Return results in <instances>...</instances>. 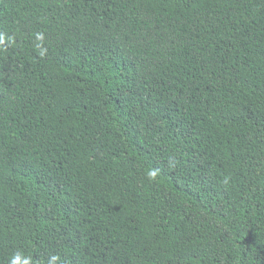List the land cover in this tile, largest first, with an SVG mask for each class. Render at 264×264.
<instances>
[{
	"label": "trees",
	"instance_id": "trees-1",
	"mask_svg": "<svg viewBox=\"0 0 264 264\" xmlns=\"http://www.w3.org/2000/svg\"><path fill=\"white\" fill-rule=\"evenodd\" d=\"M264 264V0H0V264Z\"/></svg>",
	"mask_w": 264,
	"mask_h": 264
},
{
	"label": "clouds",
	"instance_id": "clouds-1",
	"mask_svg": "<svg viewBox=\"0 0 264 264\" xmlns=\"http://www.w3.org/2000/svg\"><path fill=\"white\" fill-rule=\"evenodd\" d=\"M58 259V257H52V261H50V264H53V262ZM19 261V254H17L11 261V264H18ZM24 264H29L27 260L24 261Z\"/></svg>",
	"mask_w": 264,
	"mask_h": 264
}]
</instances>
